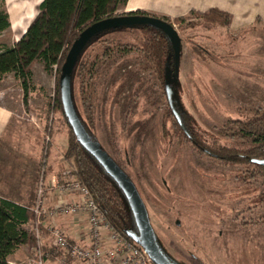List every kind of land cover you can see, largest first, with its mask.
Segmentation results:
<instances>
[{
    "label": "rangeland",
    "instance_id": "obj_1",
    "mask_svg": "<svg viewBox=\"0 0 264 264\" xmlns=\"http://www.w3.org/2000/svg\"><path fill=\"white\" fill-rule=\"evenodd\" d=\"M34 9L35 13L32 7L26 9V16L19 21L12 17L13 26L0 33V44L15 42L36 16V5ZM195 24L215 26L207 29L209 32L200 26L203 30L196 39L214 40L217 53L212 55L219 63L188 44L185 32L179 31L178 75L185 89L183 98L203 127L212 130L215 123L227 126L217 133L229 134L231 142L220 137L221 142L237 145L239 150L249 149V139L239 136L236 122L249 108L264 109V29L251 30L233 41L221 37L224 28L206 17H189L178 26L189 30ZM144 34L112 30L87 47L73 77L74 100L82 120L132 177L160 236V245L169 253L179 257L189 250L205 264H264V182L259 176L251 178L252 169L245 164L228 166L206 156L195 164L190 159L198 154L173 128V117L160 97L155 72L148 66L143 71L137 69L143 54L136 40L145 39ZM125 43L131 51L117 52V45ZM59 77L57 65L48 72L42 60L36 61L27 84V102L14 73L0 79V102L12 111L0 145V185L5 183L7 192L9 182L20 181L26 186L24 190L35 179L36 198L37 178L43 179L45 161L56 164L57 174L69 169L78 179L73 160L62 159L73 136L62 110L53 104ZM176 77L177 72L173 79ZM244 98L253 100L246 102ZM192 182L197 183L196 190ZM23 254L21 264H26L28 259L25 261ZM188 258L196 264L192 256Z\"/></svg>",
    "mask_w": 264,
    "mask_h": 264
},
{
    "label": "trees",
    "instance_id": "obj_2",
    "mask_svg": "<svg viewBox=\"0 0 264 264\" xmlns=\"http://www.w3.org/2000/svg\"><path fill=\"white\" fill-rule=\"evenodd\" d=\"M122 2L123 0H42L38 13L28 25L23 36L12 45L0 44V79L8 73H14L25 90L24 101L27 102V84L32 75V66L36 61L42 60L48 72H52L53 66L57 65L58 72L61 73V66L72 43L80 32L92 22L116 15L149 14L144 11L119 13L118 9ZM193 16L206 17L221 25L228 23L230 20L229 14L215 9L205 12L191 11L186 16L174 19L164 16L162 18L170 24L172 22L180 24L185 19ZM10 25L4 0H1L0 33L9 28ZM146 27L150 29L152 35L147 41L149 52L153 53L155 51L153 48L154 43H158L159 50L166 44L168 51L171 49L170 42L159 29L150 25ZM98 38V36H94L87 47L97 42ZM87 47L81 53L77 66L81 62L82 55ZM53 104L54 107L61 109L64 114L60 98L59 80ZM64 116L66 118L65 114ZM67 123L73 137L68 141L64 158L73 160L78 179L90 189L95 201L114 227L131 238L129 235L137 230V226L125 196L112 177L77 141L68 120ZM262 126L260 153L264 152V119ZM231 156L232 159L236 158L235 155ZM262 168L264 169V165ZM31 218H33V212L30 206H24L0 197V264H13L10 262L9 256L21 246L26 245L30 248L36 245L37 239L33 232L24 227V224ZM47 245H45L44 250L49 252L55 250L54 247ZM152 264L154 263L152 262Z\"/></svg>",
    "mask_w": 264,
    "mask_h": 264
},
{
    "label": "flooded vegetation",
    "instance_id": "obj_3",
    "mask_svg": "<svg viewBox=\"0 0 264 264\" xmlns=\"http://www.w3.org/2000/svg\"><path fill=\"white\" fill-rule=\"evenodd\" d=\"M133 15H149V14H133ZM151 16H154V15H151ZM156 17H158V16H156ZM160 18H162V17H160ZM147 25L148 24L122 26L120 28L114 29V31L139 30L141 33L146 34V35L144 34V37L146 36L145 39L141 40V39L137 38L136 41L138 43L137 44L135 43L136 46L138 45L141 48V51L143 54L142 59H138V61H137V64H136L137 69L139 71L140 70L143 71V70H146V67L148 66L149 68H152V70L155 72L157 80H158L157 81L158 87L161 89L160 97H163L165 99L166 106L170 108V114L173 117V128L176 130L177 134L182 139V141H184L185 143H188L189 146L191 148L195 149V152L198 154V155L192 156L190 159H192L195 164H200V160L203 159V157H205V156L210 158L211 160H213L215 162H217V161L224 162L228 166H230V164H232V163H238L240 165L245 164V165H248V167H251V169H252V173L250 175L251 178L258 179L257 176H259L261 178L262 182H264L263 181L264 180V169L262 168V166L264 165V152L260 153V146L262 144V130H263L262 125H263V119H264L263 107L262 106H255V107L249 108L248 110H246V114H245L246 116L241 117L239 119L240 121L236 122L237 123L236 124V130L240 133L239 136L243 139L244 138L249 139V142L247 143V146L249 149L243 148L242 150H239L237 145H233L230 143L231 137L229 134L221 136L219 133H217V130L220 128L222 130L227 129V126L225 124L218 126L217 123H215L212 130H210L207 127H203L201 124L198 123V121L194 117L193 113L189 110V108L187 107V104L185 102V99L183 98L185 89L183 90V84H182L183 82H181L179 75H178V69H179L180 63H181L180 48H179V56H178V65L176 67L177 59L175 57V51H174L173 45L170 42L169 38L161 29L150 25L151 27L159 29L165 35V38H167L171 44V49L168 51V48L166 46L167 44H166V45H163V47H161L159 50L158 43H154L153 48L155 51L153 53H151V51L149 52V49H148L149 43H147V41L150 39V37L152 35L150 33V29L146 27ZM178 25L179 24H177V23L174 25L172 24V26L175 28V30L178 33L180 43L182 41V38L179 34V31H183L186 34L185 39H186L188 44H190L192 47H196V48L200 49V51H203L208 56L211 55L210 58L213 59V62L219 63V60L214 59L213 55H212L215 52V49H217V45H215L214 40L211 38H208V37L207 38L203 37V38L208 39L210 42H206L204 39H202V40L196 39V37H198V34L201 32V30L205 29L206 31L209 32V30H207V29H213V28H215V26H213L212 24L211 25L195 24L192 27L190 26V28L188 30V29L180 28V26H178ZM200 26H202L203 29L200 28ZM223 32H224V30H223ZM203 34H204V32H203ZM210 34L207 33L206 35L212 37L213 35H210ZM220 34H221V37L235 41L234 38L231 37L227 32L226 33L221 32ZM188 35H192L194 38L192 36L190 37ZM127 43H129V42H127ZM127 43L122 44V45L118 44L117 45V52L125 51V53H129L131 50L129 48L130 46ZM215 53H217V52H215ZM222 53L229 55L231 52L225 53L224 51H222ZM176 72H177V77H176V80H174L173 75ZM245 100L247 102V101H251L253 99L247 98ZM82 122H83V120H82ZM83 124H84V122H83ZM84 125H85V127L87 126L86 123ZM228 128L231 129V126L228 125ZM86 129H87L88 133L91 135V137H93L96 141H98L101 144V142L91 132V130L88 127H86ZM254 131H255V133H254ZM226 133H227V131H226ZM220 137H226L229 139L230 142H221ZM240 145L244 146L245 144L241 143ZM231 155H235L236 158L232 159ZM111 157L129 175V173L125 170V168L112 155H111ZM102 168H103V166H102ZM200 173L210 177V174H205L203 171H201ZM198 176L200 177L199 174H198ZM129 177L133 181V179L130 175H129ZM193 180H194V177H193ZM197 180H198V178H196V181ZM162 182H163L164 186L166 187V189L168 190L167 181L162 178ZM134 184H135V182H134ZM116 185H117V183H116ZM192 185H193L194 189L196 190L197 183L192 182ZM135 186H136V184H135ZM136 188H137V186H136ZM119 189L122 191V189L120 187H119ZM137 190H138L141 198L143 199L138 188H137ZM187 190L190 191V189H187ZM122 193H123V191H122ZM123 195H124V193H123ZM126 201H127V199H126ZM143 202L146 206L144 199H143ZM127 203H128V201H127ZM183 204H185V203H183ZM128 205H129V203H128ZM129 207H130V205H129ZM146 208H147V206H146ZM130 209H131V207H130ZM131 211H132V209H131ZM147 211H148V208H147ZM132 213H133V211H132ZM133 216H134V214H133ZM148 216H149L150 223L153 227V230H154L156 238H157V235L159 236V234L157 233V230L155 229L154 225L152 224V221H151V218L149 215V211H148ZM134 219H135V217H134ZM135 222H136V220H135ZM176 224L181 226V223L179 222L178 219L176 220ZM136 226H137V224H136ZM195 228H197V227H195ZM135 232H138V228ZM200 238L206 239L209 237H207L205 235H203V236L200 235ZM157 241L160 245L158 238H157ZM161 241H162V239H161ZM195 242L197 243L198 240H195ZM196 243L193 245H196ZM162 244H163V242H162ZM160 247H161L163 253L166 255V257L173 264H185V263L186 264H194V263H192L191 258H188L189 256H192L195 260H197L196 264H205L201 258L197 257L193 252H191L189 250L186 251L185 254L180 255L179 257H175L174 255H172L171 253H169L167 251L168 249L166 247L163 248L161 245H160ZM174 258H177V260Z\"/></svg>",
    "mask_w": 264,
    "mask_h": 264
},
{
    "label": "built area",
    "instance_id": "obj_4",
    "mask_svg": "<svg viewBox=\"0 0 264 264\" xmlns=\"http://www.w3.org/2000/svg\"><path fill=\"white\" fill-rule=\"evenodd\" d=\"M73 175L65 169L48 182L40 179L31 206L37 217L33 226L37 242L26 264H49L50 258L56 264H152L145 249L114 227L90 189ZM51 188L58 195L54 202L47 196ZM67 195L72 197L67 200ZM61 217L77 224L82 240L71 239L66 228L57 224ZM43 225L49 228V236ZM47 241L54 251L44 250Z\"/></svg>",
    "mask_w": 264,
    "mask_h": 264
},
{
    "label": "crops",
    "instance_id": "obj_5",
    "mask_svg": "<svg viewBox=\"0 0 264 264\" xmlns=\"http://www.w3.org/2000/svg\"><path fill=\"white\" fill-rule=\"evenodd\" d=\"M41 2L42 0H4L5 8L9 14L11 23L10 28L13 26V16L16 17L17 21L21 20V17H24V15L26 16V9L30 7H32V10L35 13L34 5H36L37 14ZM213 9L230 15L229 22L222 24L221 27H223L224 32H227L231 37L234 38L235 41L239 40L240 37H245V35H247L251 30H255L257 28L264 29V0H123L119 6L118 12L126 13L133 11H144L158 17L164 16L174 19L176 17L186 16L191 11L205 12ZM27 27L23 32H20L19 37L16 38L15 41L19 40L23 36L27 30ZM11 118L12 111L10 108L6 104L0 102V145L2 143V139L7 133ZM62 159H64V156ZM62 159L59 163L60 165L62 164L61 167L64 165V161ZM56 170V164L53 166L48 163V161H45L42 172L43 177L47 182L57 174ZM38 178L37 180H40V177ZM34 181L35 179H33V186L31 185V187L28 188L29 190H23V188H26V186L20 185V181L15 183L9 182L8 185L11 188L9 189L10 192L6 191L7 185L5 187L4 183V185H0L5 190H0V197L6 198L24 206H30L35 198L36 186ZM47 196L49 201L51 200L53 202L58 198L56 191L52 188L48 190ZM71 197L72 195H67L66 199L69 200ZM35 220H37V217L33 213V218L24 224V227L28 230H31L33 234H35L33 231ZM44 223L46 226L47 222ZM57 224L66 228V233L71 239L75 241L82 240V235L79 233V227L77 224L70 222L69 218L61 217L57 221ZM43 230H45V235L47 234V236H49V228L44 227ZM46 244H48V241ZM32 247L28 248V246L24 245L18 248L15 253L9 256L10 262L13 264H21V255L23 253H20V251L23 252V249L27 256L25 259V255L23 254L25 261L27 259L29 260L33 253ZM50 260L49 264H56L53 258H50Z\"/></svg>",
    "mask_w": 264,
    "mask_h": 264
},
{
    "label": "water",
    "instance_id": "obj_6",
    "mask_svg": "<svg viewBox=\"0 0 264 264\" xmlns=\"http://www.w3.org/2000/svg\"><path fill=\"white\" fill-rule=\"evenodd\" d=\"M148 24L161 29L169 38L175 51L176 67L180 40L172 24L160 17L151 15H116L92 22L84 28L74 40L65 61L61 66L59 77L60 98L64 114L76 136L77 141L103 166L106 172L122 189L136 220L138 232L130 233V237L140 244L150 256L154 264H173L163 253L153 227L150 223L147 208L134 182L120 165L111 157L104 147L88 133L81 115L78 112L73 95V77L77 61L94 36L102 35L122 26Z\"/></svg>",
    "mask_w": 264,
    "mask_h": 264
}]
</instances>
